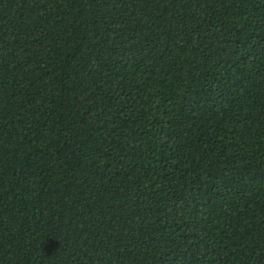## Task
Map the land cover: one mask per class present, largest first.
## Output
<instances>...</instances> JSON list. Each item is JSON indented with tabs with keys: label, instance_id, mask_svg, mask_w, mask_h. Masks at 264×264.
<instances>
[{
	"label": "trees",
	"instance_id": "obj_1",
	"mask_svg": "<svg viewBox=\"0 0 264 264\" xmlns=\"http://www.w3.org/2000/svg\"><path fill=\"white\" fill-rule=\"evenodd\" d=\"M0 264H264V0H0Z\"/></svg>",
	"mask_w": 264,
	"mask_h": 264
}]
</instances>
